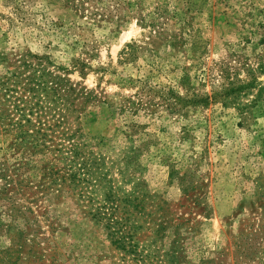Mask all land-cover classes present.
<instances>
[{
  "label": "rangeland",
  "instance_id": "obj_1",
  "mask_svg": "<svg viewBox=\"0 0 264 264\" xmlns=\"http://www.w3.org/2000/svg\"><path fill=\"white\" fill-rule=\"evenodd\" d=\"M132 1L141 10L98 22L64 0H0V77L40 58L91 94L67 122L120 193L146 191L162 216H133L148 218L143 260L71 199L13 186L0 190V264H264V0ZM9 140L0 129V164Z\"/></svg>",
  "mask_w": 264,
  "mask_h": 264
},
{
  "label": "trees",
  "instance_id": "obj_2",
  "mask_svg": "<svg viewBox=\"0 0 264 264\" xmlns=\"http://www.w3.org/2000/svg\"><path fill=\"white\" fill-rule=\"evenodd\" d=\"M64 2V6L75 13L87 12L98 22L122 20L129 12L141 10L139 3L132 0ZM130 7L134 9L130 10ZM90 8L93 9L87 11ZM143 20L142 15L139 17L141 24ZM40 60L37 58L34 63L26 58L20 60L22 71H29L25 77H22L24 72L19 74L20 70H17L18 74L13 70L0 77V129L10 138L6 151L13 158L10 164L7 160L0 164V190L5 192L13 186L22 191L30 188L35 194V203L44 200L62 202L69 198L75 205L76 219L89 220L92 232H103L116 247L133 253V260H139L138 255L143 260L144 256L139 254L142 251L137 250L138 243L134 237L140 228L148 227L139 224V220L145 222L148 218L141 216L160 214L146 211V191L133 189L122 194L112 185V180L104 171V159L94 154L82 134L67 122L66 111H69V107L75 104L76 99L92 97L91 94L86 95L66 75L47 69ZM62 92L66 93V97L61 95ZM127 162L128 159L124 163L127 165ZM137 213L141 216L135 219L133 216ZM161 217H156V220ZM50 223L48 229L51 235L62 231V228L70 230L68 225L62 227L55 222ZM164 228L162 222L156 223L154 232L158 233ZM33 247L41 249L40 242H32ZM51 248L56 249L55 245Z\"/></svg>",
  "mask_w": 264,
  "mask_h": 264
}]
</instances>
